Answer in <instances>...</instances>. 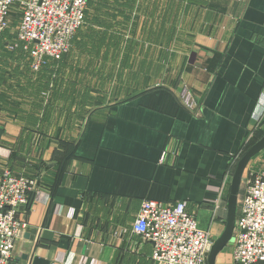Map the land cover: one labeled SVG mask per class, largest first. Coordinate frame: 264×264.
<instances>
[{
  "label": "crops",
  "instance_id": "obj_1",
  "mask_svg": "<svg viewBox=\"0 0 264 264\" xmlns=\"http://www.w3.org/2000/svg\"><path fill=\"white\" fill-rule=\"evenodd\" d=\"M161 1L160 16L146 10L144 30L142 23L130 32L140 38L118 48L130 50L139 89L87 106L66 153L59 144L68 137L54 132L71 125L64 116L75 105L63 95L67 65L54 68L47 98L31 101L23 77L2 87L0 174L10 168L36 182L17 213L23 228L10 264H158L151 243L131 229L143 200L184 202L201 230L215 240L223 232L231 167L264 135V0H177V42L169 0ZM146 2L152 8L157 1ZM113 18L100 19L109 25ZM183 88L196 102L192 110L179 98ZM42 97L52 102L51 116L56 110L49 124L30 119L42 114L31 112L46 105ZM47 129L49 137L38 133ZM247 168L264 173V150ZM230 246L216 264H233Z\"/></svg>",
  "mask_w": 264,
  "mask_h": 264
},
{
  "label": "built area",
  "instance_id": "obj_2",
  "mask_svg": "<svg viewBox=\"0 0 264 264\" xmlns=\"http://www.w3.org/2000/svg\"><path fill=\"white\" fill-rule=\"evenodd\" d=\"M16 0H0V33L7 27L9 9ZM87 0H26L16 31L37 72L46 59L60 60L69 51L70 40L84 23ZM10 47H16L10 46ZM189 110L196 102L186 88L179 94ZM166 153L160 156L164 162ZM249 164V163H248ZM248 166V165H247ZM34 179L4 168L0 174V264H10L23 224L17 213L35 188ZM233 231V264H264V173L246 167ZM132 232L152 245V260L158 264H207L213 244L186 211L184 202L163 204L143 200Z\"/></svg>",
  "mask_w": 264,
  "mask_h": 264
},
{
  "label": "rangeland",
  "instance_id": "obj_3",
  "mask_svg": "<svg viewBox=\"0 0 264 264\" xmlns=\"http://www.w3.org/2000/svg\"><path fill=\"white\" fill-rule=\"evenodd\" d=\"M146 1L147 0H115V2H113V0H101V7L99 9L100 11L97 12V1L88 0V4L85 10L86 21L84 22L80 30L76 32V34H74V39L70 44L71 47L69 48L67 54L64 56L63 61L60 63L67 65V67L65 66L66 69H63L62 74H68L70 77L68 79H64L65 76H62L61 79L63 81L59 80L57 86H59L62 81L64 97L65 95H67L69 98L73 96L75 104L72 108H68V114L70 113V109H73L72 115L64 116V118L68 117V121L64 123L63 120H60L58 123L62 124L63 122V124H67L69 122V124L71 125H68L66 129L65 127H62L61 131L54 132L56 136H59L58 140H61L62 136L68 137L67 141L64 142V144H59L60 146H62L63 153H66L71 149L69 143H74L77 136H79L84 119L85 117H87V115H85L88 111L86 109L87 106L90 109L95 106L93 104L94 102L102 101L103 98L104 100L106 98L112 100L114 97L121 98L139 89L138 84H136V82H133L136 80V75L132 73V70L135 69V67L131 69V65L129 64L130 60H128L130 50L121 52L118 50V48L119 46L123 47L126 44L127 46L129 44H133L132 40L135 37H137V39L140 38V36H136L135 34H131L130 32H133L134 29V33H136V29H141V27H139L138 25L142 23V29L144 30V20H141L140 16L144 15L146 10H154V15H156L157 13V15L160 16V7L161 5H163L162 1L154 0V2L157 1L154 5L159 6V12H155L157 8L153 9L154 5L152 6V8H147ZM167 1L168 0H166L165 2ZM176 1L177 0H169V11L171 12V16H173L174 18L177 16L176 6L179 5ZM24 2L25 0H16L11 5L9 9V15L7 17V27L3 32L0 33L1 42L6 41L5 48L7 50L8 48H10V46L15 45V42L10 43L9 41L16 34L23 11ZM106 14L112 17L114 16L113 20H109V22L112 21V23H109V25H99V27L101 28L105 27L104 30L96 29L97 22L94 21V16H96V19L100 20V18L106 16ZM174 20V26H172L173 24L171 25L172 32H175V34L172 36V42H177L176 18ZM90 21L94 22L95 27L91 28V26H89ZM153 22L158 23L159 18L156 17ZM159 24L160 23H158L157 25L159 26ZM149 26L151 27L150 24ZM104 44H106V48H103L105 46ZM142 46L146 48L144 44ZM121 53L122 57H120ZM145 53L146 50L142 51V53H138L137 55ZM26 64V66L24 65V68H27L26 77H29L32 83L25 82L24 84L26 85L27 92L30 94L31 101L38 100L37 94L40 90V94L42 93L47 98L48 93L53 92V89L50 87V85L54 84L55 82H50L48 87L46 82H48L49 78L42 77L37 80L38 74H35L30 70L29 61L26 62ZM60 64L57 65V68H59ZM115 64H118L120 66L114 67ZM10 65H13V63H10ZM13 69V66H7V63L0 59L1 78L9 72L10 74H14ZM39 80L41 81L39 82ZM93 95L95 97H93ZM45 97H42L44 98L43 102L46 104L45 106L43 105V109L37 104L36 106L34 105L35 108L32 107L31 112H38L39 110H41L42 114H40L39 116L35 115L34 118L32 117L33 115L30 116L32 117L30 118L31 122H33V119L41 124H49L50 122L55 121L56 110L54 111L55 115L51 116L52 102H50L49 99L45 101ZM89 112L90 110L88 111V113ZM28 116L29 115H27V117ZM28 119L29 117L27 118V121ZM34 133H37V131ZM38 133H41L42 135L46 134L49 137V134L53 133V131L47 129L43 131L41 130ZM214 240L215 239L213 238V241ZM230 244L224 248V251H222L223 254L224 252L231 251Z\"/></svg>",
  "mask_w": 264,
  "mask_h": 264
},
{
  "label": "trees",
  "instance_id": "obj_4",
  "mask_svg": "<svg viewBox=\"0 0 264 264\" xmlns=\"http://www.w3.org/2000/svg\"><path fill=\"white\" fill-rule=\"evenodd\" d=\"M97 1V12H99L100 10V7H101V0H96ZM87 4H88V0H87ZM95 22H97L96 25H101L103 24L104 25V22L105 20L104 19H94ZM102 25V26H103ZM106 25V24H105ZM80 30V29H79ZM78 30V31H79ZM77 31V32H78ZM76 34V33H75ZM1 35V34H0ZM74 37V36H73ZM70 40V44L72 43L73 41V38ZM10 43H13L15 42V45L16 47H10L8 48V50L5 48V44H6V41L4 42H1V38H0V59H2L5 63H7V66H13L14 69V74H10V72L8 74H6L5 76H3L2 78L0 77V91L2 89V87L6 84V81H10L9 84H8V87H17V84L15 82H17V80H19L18 78H20V81H21V78L23 77L25 82H28V83H32L31 79L29 77H26V72H27V68H24L27 64L26 62L29 61L30 63V58H29V55H28V52L24 50V46L23 44H21L20 42L17 41L16 39V34L13 36L12 39H10L9 41ZM14 46V45H13ZM71 47V45H70ZM67 54V53H66ZM64 54L60 60H51V59H46L44 64L40 67V69L37 71V72H33L35 74H38L37 75V80L39 78H42V77H47L49 78L48 82L47 83V86L49 87V84H50V80H51V76L52 74H54V68L57 67V65H59L62 61H63V58L64 56L66 55ZM28 60V61H27ZM8 62L10 63H14L13 65H9ZM25 65V66H24ZM28 67V66H27ZM22 68V69H21ZM29 68H30V65H29ZM31 70V69H30ZM36 80V82H37ZM43 80V79H41ZM39 80V82L41 81ZM24 82V83H25ZM6 87V88H8ZM20 87H21V84H20ZM48 89V88H47ZM20 90H22L20 88ZM24 90L26 92V95L27 96H30V94L27 92V89H26V85L24 84ZM39 91V90H38ZM41 92V90L39 91V93L37 95H39ZM49 96H50V92H49ZM262 136L261 135H256L254 139H252L246 146H244L241 150V152L239 153L236 161L233 163L232 167H231V174L233 173L234 171V168H235V165L237 163V161L239 160V158L246 152V150L252 146L256 141H258ZM10 169V168H9ZM11 170V169H10ZM240 196H241V191H240V194H239V199H240Z\"/></svg>",
  "mask_w": 264,
  "mask_h": 264
},
{
  "label": "water",
  "instance_id": "obj_5",
  "mask_svg": "<svg viewBox=\"0 0 264 264\" xmlns=\"http://www.w3.org/2000/svg\"><path fill=\"white\" fill-rule=\"evenodd\" d=\"M264 150V135L250 146L246 152L237 161L229 183L226 199V221L223 232L213 242L209 253L207 254V264H216L218 255L222 250L232 243L233 231L238 211L239 194L244 171L248 163ZM25 258V257H23Z\"/></svg>",
  "mask_w": 264,
  "mask_h": 264
}]
</instances>
